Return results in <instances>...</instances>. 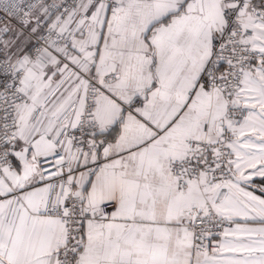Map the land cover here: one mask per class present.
Returning a JSON list of instances; mask_svg holds the SVG:
<instances>
[{"label": "snow or ice", "instance_id": "6c2138e0", "mask_svg": "<svg viewBox=\"0 0 264 264\" xmlns=\"http://www.w3.org/2000/svg\"><path fill=\"white\" fill-rule=\"evenodd\" d=\"M0 264H264V0H0Z\"/></svg>", "mask_w": 264, "mask_h": 264}]
</instances>
